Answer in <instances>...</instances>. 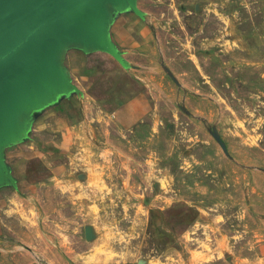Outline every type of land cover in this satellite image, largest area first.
I'll return each instance as SVG.
<instances>
[{
  "label": "rangeland",
  "instance_id": "rangeland-1",
  "mask_svg": "<svg viewBox=\"0 0 264 264\" xmlns=\"http://www.w3.org/2000/svg\"><path fill=\"white\" fill-rule=\"evenodd\" d=\"M132 5L111 74L21 124L0 263L264 264V0Z\"/></svg>",
  "mask_w": 264,
  "mask_h": 264
},
{
  "label": "crops",
  "instance_id": "crops-1",
  "mask_svg": "<svg viewBox=\"0 0 264 264\" xmlns=\"http://www.w3.org/2000/svg\"><path fill=\"white\" fill-rule=\"evenodd\" d=\"M70 1L88 22L39 0L34 11L21 12L7 24L17 45L0 52V222L16 215L2 206L14 202L2 188L9 184L7 176L22 169L21 124L32 110L62 103L67 77L110 75L120 47L132 40L141 19L132 0Z\"/></svg>",
  "mask_w": 264,
  "mask_h": 264
},
{
  "label": "water",
  "instance_id": "water-1",
  "mask_svg": "<svg viewBox=\"0 0 264 264\" xmlns=\"http://www.w3.org/2000/svg\"><path fill=\"white\" fill-rule=\"evenodd\" d=\"M50 1L56 8L71 18L88 22V19L76 9L70 0ZM38 3L39 0H0V52L17 45L8 31V22L13 20L21 12L34 11Z\"/></svg>",
  "mask_w": 264,
  "mask_h": 264
}]
</instances>
